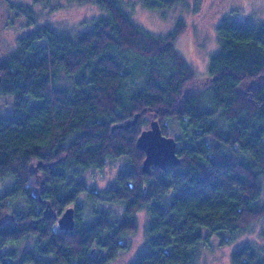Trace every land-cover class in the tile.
Here are the masks:
<instances>
[{
    "label": "trees",
    "instance_id": "trees-1",
    "mask_svg": "<svg viewBox=\"0 0 264 264\" xmlns=\"http://www.w3.org/2000/svg\"><path fill=\"white\" fill-rule=\"evenodd\" d=\"M96 2L103 14L88 29L35 25L0 60V95L13 98L0 115V264H109L128 249L142 209L147 246L129 264H200L203 227L235 237L264 216V25L222 20L202 87L177 49L182 21L155 34L119 0ZM17 8L35 23L31 7ZM150 115L176 132L179 165L143 170L137 140ZM120 158L115 182L90 189L85 171ZM68 207L72 230L58 223ZM231 262L264 264V253L244 244Z\"/></svg>",
    "mask_w": 264,
    "mask_h": 264
},
{
    "label": "rangeland",
    "instance_id": "rangeland-1",
    "mask_svg": "<svg viewBox=\"0 0 264 264\" xmlns=\"http://www.w3.org/2000/svg\"><path fill=\"white\" fill-rule=\"evenodd\" d=\"M94 1L96 2V0H49L48 2L47 0L46 2L0 0V60L15 51L19 39L35 28V25L51 24L71 33L88 29L93 18L103 14V9ZM119 1L136 24L152 33L166 34L175 28L179 21L184 23V29L177 41V49L195 71L194 84L200 81L202 87L210 83V58L219 51L220 47L217 25L226 18L264 25V0H181L177 5L169 8H148L144 0ZM19 5L32 8L36 20L34 24H28L25 15L19 16L17 8ZM107 14L108 11L105 10L104 15ZM11 98L0 95V115L13 110V98ZM150 116V123L146 129L151 127V121L155 119ZM170 136L176 137V132H171ZM126 165L125 158L109 160L103 168H90L85 171L83 178L90 189L99 192L110 187L115 182L117 174ZM2 183L0 182V192ZM260 199H264V183ZM20 206H23L22 200ZM105 206L115 215L122 216L124 212L122 204L109 203ZM149 219L146 209L138 211L137 231L126 238L129 242L128 249L120 252L109 264H129L139 256L147 241ZM202 233L205 237L200 264H232V252L244 244H250L264 253V216L252 222L250 227L235 237L228 231L212 232L207 227L202 228ZM225 238L231 241L223 244L222 240ZM28 245L29 243L24 242L19 249L24 250Z\"/></svg>",
    "mask_w": 264,
    "mask_h": 264
},
{
    "label": "water",
    "instance_id": "water-1",
    "mask_svg": "<svg viewBox=\"0 0 264 264\" xmlns=\"http://www.w3.org/2000/svg\"><path fill=\"white\" fill-rule=\"evenodd\" d=\"M1 80V76H0ZM177 139L163 133L159 121L152 120L151 127L144 129L137 140V146L145 151L146 157L143 163V170L151 171L152 165L162 168L177 166L181 163L178 156ZM61 229L72 230L75 227V210L68 207L62 215L58 217Z\"/></svg>",
    "mask_w": 264,
    "mask_h": 264
},
{
    "label": "flooded vegetation",
    "instance_id": "flooded-vegetation-1",
    "mask_svg": "<svg viewBox=\"0 0 264 264\" xmlns=\"http://www.w3.org/2000/svg\"><path fill=\"white\" fill-rule=\"evenodd\" d=\"M24 15L22 11L19 10V16Z\"/></svg>",
    "mask_w": 264,
    "mask_h": 264
}]
</instances>
